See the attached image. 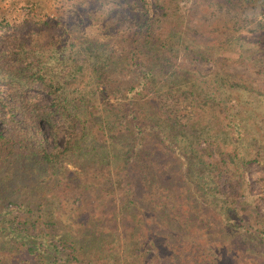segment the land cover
I'll return each mask as SVG.
<instances>
[{"label":"trees","instance_id":"1","mask_svg":"<svg viewBox=\"0 0 264 264\" xmlns=\"http://www.w3.org/2000/svg\"><path fill=\"white\" fill-rule=\"evenodd\" d=\"M88 1L95 3V15L99 14L100 25L109 35L117 27V33L123 29L119 49L104 37L78 39L76 35L71 43L75 49L67 54L69 44L65 43L49 58L41 53L40 29L48 26L56 40L60 21L54 22L39 9L33 12L40 6L38 0H12L8 4L0 0V177L13 174L20 159L30 169L47 173L64 171V163L75 154L84 158L87 153L93 158L97 155L94 160L109 171L101 181L105 196L120 194L125 208L135 202V211L131 210L135 234L142 231L148 214L162 234L171 232L181 238L187 236L182 224H188L179 222L171 208L181 205V191L177 192L175 184L186 180L197 200H203L201 193L205 198L224 197L228 205L221 213L232 235L246 238L252 249L264 255V221H250L222 190L230 166L245 172V165L252 160L264 164V108L259 111V103V107L249 106L254 99L240 93L249 90L226 68L217 67L209 77H200L203 75L193 64L215 60L216 51L190 39V26L179 13V0H110L112 5L103 16L107 0ZM26 2L31 5L28 14L12 19L11 5ZM244 2L255 5L264 15V0H217L227 13ZM258 24L260 35L264 19ZM197 27L191 28L197 31ZM228 29V38L221 39L219 46L233 39L241 47L231 26ZM63 30L71 32L64 25ZM72 53L81 57L69 60ZM182 53L189 63L178 61ZM84 71L88 72L85 83L81 84V77L79 87H73L75 74ZM32 89L48 95L50 103H42L39 96L32 95ZM262 95L258 92L255 100L262 103ZM207 112L217 120H207ZM56 115L64 127L62 143L58 142ZM46 123L51 127L50 137L44 130ZM88 141L92 142L90 149ZM203 141L206 147L200 145ZM163 150L171 153L170 164L162 162ZM215 150L219 158L205 160V155ZM235 156L239 158L235 160ZM69 180L75 182L74 177ZM130 186L135 199L129 197ZM8 204L1 205L3 213ZM156 204L159 208H154ZM179 210V216L183 213V219L190 220ZM5 228L8 240L28 237L33 241L17 252L19 264H72L69 260L73 257L67 254L60 256L64 261H58L63 250L56 246L60 243L73 253L76 241L69 231L40 230L31 235L19 223ZM89 232L83 233L87 242L79 248L89 252L94 264H119L110 253V241H102L101 236L98 246L100 239L90 238ZM139 234L144 242L155 238L149 232Z\"/></svg>","mask_w":264,"mask_h":264},{"label":"rangeland","instance_id":"2","mask_svg":"<svg viewBox=\"0 0 264 264\" xmlns=\"http://www.w3.org/2000/svg\"><path fill=\"white\" fill-rule=\"evenodd\" d=\"M11 2L12 0H3L6 4ZM38 2L40 6L33 8V12L39 9L52 16L54 22L60 21L56 40L54 36H51V29L48 26L40 29L43 57L55 55L56 48L65 43L69 44L66 51L69 54V50L75 49L71 43H75L72 38L76 35L79 36L78 39L104 37L106 38L104 40H109L110 45L119 49L121 45L119 37L123 29L117 33V27L115 32L109 35L100 25L99 14L95 15V3H89L88 0H38ZM111 5L110 0L105 1L102 16L108 14ZM178 5L179 13L185 23L190 26V39L192 38L194 43L200 46L209 45L216 51L215 60L201 65L193 64L197 73L203 75L200 77L205 78L206 75L209 77L217 67L228 69L232 76L239 82H243L249 90L245 93L240 92L250 100L254 99L249 106L259 107L260 105L259 111L263 109L264 100L262 103L255 100L258 92L263 93L264 99V33L260 35L257 33L258 21L263 20L264 15L259 13V8L244 2L239 6L235 5L227 13L225 8L218 6L217 0H179ZM11 6L14 20L28 14L31 8L27 2L23 5L14 3ZM88 12H90L88 15L81 16ZM94 15L98 18L95 19ZM76 22H80L77 27L74 26ZM63 25L71 29L69 34L62 31ZM229 26L233 29L232 34L239 38L241 47L237 46L232 38V41L225 43L224 46H219L221 39L228 38ZM191 27H197L198 30L194 31ZM51 39L53 42H50ZM240 53L243 54L240 55ZM183 56L182 53L178 61L183 60L184 64L189 63L190 60ZM76 57L81 56H76L74 53L67 56L69 60ZM61 72L65 73V70ZM87 76L88 72L85 71L76 73L77 80L73 87H79L81 77L84 79L81 84H84ZM31 93L39 96L42 103H50V98L42 91L32 89ZM204 116H207V120H217L215 117L212 118L211 112H207ZM58 120L56 115L54 121L57 122L58 142L62 143L64 127ZM50 128L47 123L44 124V130L49 137L51 136ZM97 138L102 140L103 136L99 135ZM49 142L52 143L53 139L49 138ZM87 145L90 149L92 142L88 141ZM200 145L206 147L207 143L203 141ZM257 147L255 145V149ZM218 153L215 150L206 154L205 160L218 159ZM170 155L171 153L163 150V161H161L170 164ZM96 156L94 155V158ZM94 158L88 153L85 158L75 154L64 163V171L58 169L56 172L47 171V173L38 168L30 169L31 167L20 159L17 162L18 169L13 174L3 179L0 177V181H5V184L0 185V196H4L0 198V264H19L16 262L18 261L17 252L24 249L26 244L33 242L28 237L18 241L5 238V234L9 233L5 227L10 224L17 225V223L26 228L31 235H35L40 230L51 233L69 231L76 241V249L73 253L60 243L56 242V246L63 250L58 257H65L67 254L73 257L69 260L72 264H94V259L88 256L89 252L79 248L82 243L87 242L83 234L86 231H90V238L102 236V241L108 239L111 243L110 253L119 264H264L262 253L252 249L250 243L245 241L246 238L242 240L230 232L232 230L227 226L224 215L221 213L228 205L225 198L219 195L214 198L212 196L205 198V194L200 190L203 200H197V195L191 191L192 188L186 180L175 184L177 192L181 191V205L176 204L171 211L173 215L179 217V222H187V227L182 224L187 236L174 237L176 234L171 232L162 234L156 223L152 222L146 214L144 226L139 233L149 232L155 236L151 241H146L149 244L147 245L140 238L142 235L135 234V219L131 212V210L135 211V202L130 204V208H125L120 194L105 196L101 189V181L109 173L108 167L99 164ZM238 158L239 156H235V160ZM245 169L246 171L243 172L241 167L236 169L230 166L229 178L228 181L222 182V190L227 192L229 198L234 199L232 206L244 210L250 221L260 219L263 222L264 164L252 160L245 165ZM70 177H74L75 182L69 180ZM191 177L195 175L192 174ZM129 190L131 193L129 197L135 199V191H132L131 186ZM7 198L12 202L7 201ZM152 202L149 204L151 205ZM7 203H9L6 207L7 211L3 213L1 205ZM149 204L144 207H148ZM154 208H159V204H156ZM179 209L185 216L188 215L190 220L183 219V213L179 216ZM100 243L101 239L98 246ZM15 247L18 250H15ZM58 261H64V258L60 257Z\"/></svg>","mask_w":264,"mask_h":264}]
</instances>
